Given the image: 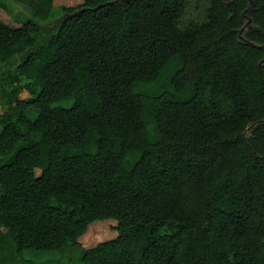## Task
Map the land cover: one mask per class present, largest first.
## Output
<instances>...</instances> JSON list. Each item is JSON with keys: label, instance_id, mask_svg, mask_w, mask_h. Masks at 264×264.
Returning a JSON list of instances; mask_svg holds the SVG:
<instances>
[{"label": "trees", "instance_id": "trees-1", "mask_svg": "<svg viewBox=\"0 0 264 264\" xmlns=\"http://www.w3.org/2000/svg\"><path fill=\"white\" fill-rule=\"evenodd\" d=\"M191 2L62 5L0 77V252L81 246L115 220L83 264H264V0L185 21ZM249 6L263 47L239 39ZM39 36L0 22V65Z\"/></svg>", "mask_w": 264, "mask_h": 264}, {"label": "rangeland", "instance_id": "rangeland-1", "mask_svg": "<svg viewBox=\"0 0 264 264\" xmlns=\"http://www.w3.org/2000/svg\"><path fill=\"white\" fill-rule=\"evenodd\" d=\"M231 0H225L229 3ZM82 0H55L53 15L46 21L39 20L34 13L35 3L33 0H0V22H4L12 27H18L26 19H31L40 27L38 43L29 52L18 55L5 64L0 65V77L15 69L31 51H36L48 45L53 36L57 33L62 21L69 17V14L60 10V6H73L81 4ZM207 7V0H192L189 12L185 21L191 18L202 19L204 10ZM252 6L244 13V25L239 30V39L243 43L255 44L247 38V34L255 29L254 22L249 15ZM264 69V60L261 62ZM28 93L23 92L21 98H27ZM4 109L0 110V113ZM116 221H97L90 225L86 234L81 237L80 245L70 246L65 250H25L19 254L8 243L3 251L0 252V263L5 264H83L82 255L84 249L93 248L101 242L113 239L117 236ZM84 248V249H83Z\"/></svg>", "mask_w": 264, "mask_h": 264}]
</instances>
